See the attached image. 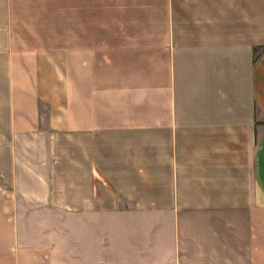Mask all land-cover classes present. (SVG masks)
<instances>
[{
  "label": "crops",
  "instance_id": "crops-1",
  "mask_svg": "<svg viewBox=\"0 0 264 264\" xmlns=\"http://www.w3.org/2000/svg\"><path fill=\"white\" fill-rule=\"evenodd\" d=\"M28 1L0 0V264H264V0L104 32Z\"/></svg>",
  "mask_w": 264,
  "mask_h": 264
},
{
  "label": "rangeland",
  "instance_id": "rangeland-1",
  "mask_svg": "<svg viewBox=\"0 0 264 264\" xmlns=\"http://www.w3.org/2000/svg\"><path fill=\"white\" fill-rule=\"evenodd\" d=\"M80 0H29V3H57V2H66L67 4V17L66 22L68 23L67 27L68 29H75L77 28L76 25H74V21L76 18V15H80V12L83 13L86 11L84 8H80L79 10H75L74 8H70V5L72 4H79ZM87 1V0H85ZM19 4H21L19 0ZM98 16L100 19L99 22V29L101 32L104 31H121V30H127V24H126V9H125V0H98ZM57 11V10H56ZM49 23L53 27V24L62 21V16L60 17L59 14H53L54 12L50 11ZM58 12V11H57ZM49 13V12H48ZM87 15L89 16L90 13L88 12ZM93 15H94V8H93ZM59 18V19H58ZM91 27V25H89ZM113 44H121L125 39L128 40V38H109ZM102 41L106 42L107 40L102 39Z\"/></svg>",
  "mask_w": 264,
  "mask_h": 264
}]
</instances>
